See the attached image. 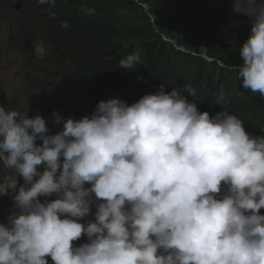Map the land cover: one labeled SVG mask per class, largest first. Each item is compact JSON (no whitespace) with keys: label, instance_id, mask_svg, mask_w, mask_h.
<instances>
[{"label":"trees","instance_id":"16d2710c","mask_svg":"<svg viewBox=\"0 0 264 264\" xmlns=\"http://www.w3.org/2000/svg\"><path fill=\"white\" fill-rule=\"evenodd\" d=\"M22 1L25 6L16 12L10 1L0 0V14H12L9 42L30 66L38 97L52 94L71 132L94 118L97 141L108 142L116 132L119 143L126 139L150 152L151 160L135 165L148 176L138 180L148 206L160 202L163 179L175 159L186 158L203 143L197 138H220L211 144V183H226L244 163L253 162V169L264 173L262 43L242 39L247 25L233 20L222 1ZM160 116L163 120L153 124L155 136L173 142L141 140L137 134L143 120ZM88 157L78 166L86 183L94 176V164L112 154L91 149ZM39 182L23 158L15 186L6 191L21 200ZM55 202L71 206L62 196ZM76 202L88 219L87 198ZM0 264H14L10 247L1 241Z\"/></svg>","mask_w":264,"mask_h":264},{"label":"clouds","instance_id":"9594fccd","mask_svg":"<svg viewBox=\"0 0 264 264\" xmlns=\"http://www.w3.org/2000/svg\"><path fill=\"white\" fill-rule=\"evenodd\" d=\"M220 1L233 20L247 25L242 39L262 43L258 51L263 53L264 0ZM13 4L14 11H22L23 5L18 10ZM37 108L62 116L63 136L49 126L40 156L57 161L67 152L63 167L68 179L54 185L39 176L27 155L34 152L32 145L6 123L9 135L0 146L6 162L0 161L18 169L13 178L0 183V241L10 247L14 264H264V173L253 169V162L244 163L226 183H211L207 179L214 160L211 144L219 137L197 138L203 143L196 144L186 158L175 159L163 179L160 202L148 206L138 182L148 176L135 165L141 159L151 160L150 152L140 151L126 139L119 143L121 135L116 132L109 143L97 141L94 118L88 127L71 132L66 127L69 119L55 103ZM163 118L144 119L137 136L157 145L171 144L173 138L163 142L155 136L158 129L153 124ZM91 149H106L112 157L96 162L94 176L88 183L84 179L87 193L77 192L71 173L82 171L85 176V171L78 169L82 163L69 157L68 151L79 150L88 161ZM23 158L41 182L19 200L6 190L15 186ZM61 196L71 200L69 208L55 202ZM79 197L87 198L88 219L79 212Z\"/></svg>","mask_w":264,"mask_h":264},{"label":"rangeland","instance_id":"374dc122","mask_svg":"<svg viewBox=\"0 0 264 264\" xmlns=\"http://www.w3.org/2000/svg\"><path fill=\"white\" fill-rule=\"evenodd\" d=\"M5 1H10L11 5L14 2H20L23 7L25 6L22 0ZM12 21V14H0V146L2 147L7 141L10 130L5 125L8 123L9 126L17 129L24 142H30L32 145L34 152L27 154L30 156V167L36 168L37 174L46 178L49 183L63 184L68 179L65 167H63L67 152L57 161L51 158L43 159L40 156L45 146L42 140L46 139L49 126L54 133L63 136L59 127L62 116L56 114L54 110L43 111L37 108L43 104H54L52 94L46 93L38 97L29 79V74H33L30 66L18 49L9 42ZM58 151L62 153L63 148H59ZM68 155L82 164L87 162V157L79 150L68 151ZM17 169L16 165L7 167L0 161V183L13 178ZM71 174L73 189L87 193L83 172L73 170Z\"/></svg>","mask_w":264,"mask_h":264},{"label":"water","instance_id":"95a60500","mask_svg":"<svg viewBox=\"0 0 264 264\" xmlns=\"http://www.w3.org/2000/svg\"><path fill=\"white\" fill-rule=\"evenodd\" d=\"M13 6L18 9L21 10L22 9V4L21 3H14ZM0 159H3L6 162V159L4 158L3 154L0 152Z\"/></svg>","mask_w":264,"mask_h":264},{"label":"bare ground","instance_id":"6f19581e","mask_svg":"<svg viewBox=\"0 0 264 264\" xmlns=\"http://www.w3.org/2000/svg\"><path fill=\"white\" fill-rule=\"evenodd\" d=\"M34 183L31 184V186H33ZM69 246V244H67Z\"/></svg>","mask_w":264,"mask_h":264}]
</instances>
